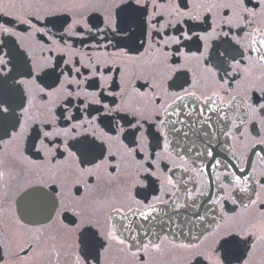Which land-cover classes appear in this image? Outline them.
<instances>
[{
  "label": "flooded vegetation",
  "instance_id": "obj_1",
  "mask_svg": "<svg viewBox=\"0 0 264 264\" xmlns=\"http://www.w3.org/2000/svg\"><path fill=\"white\" fill-rule=\"evenodd\" d=\"M0 27V264H264L261 0H0Z\"/></svg>",
  "mask_w": 264,
  "mask_h": 264
},
{
  "label": "snow or ice",
  "instance_id": "obj_2",
  "mask_svg": "<svg viewBox=\"0 0 264 264\" xmlns=\"http://www.w3.org/2000/svg\"><path fill=\"white\" fill-rule=\"evenodd\" d=\"M241 3H242V0H241ZM261 5L264 6V0H261ZM212 6L214 7L215 5H212ZM184 14H186V13H181V15H184ZM253 14H254V13H253ZM25 22H27V21H25ZM0 30H2V31H4V32H8V31H9V29H7V28H2V27H0ZM188 38H190V37H187V36L185 37V39H188ZM175 42H176V43H179V40H176ZM261 43H262V45H264V41H262ZM253 51H255V49H253ZM261 59L264 60V56H262ZM4 63H5L4 60H3V59H0V65H2V64H4ZM77 71H79V69H77ZM41 91H43V89H41ZM97 103H99V101H97ZM261 107H264V105H262ZM50 135H51V134H50L48 131H44V136H45V137H49ZM70 155H71V153H70ZM253 203H255V201H253ZM117 211L119 212V209H117ZM38 231H39V230H38ZM112 239H116V237L113 236ZM119 243H120V244H123L124 241H123V240H120ZM144 247L147 248L148 245H145ZM153 247L158 248L159 246H158V245H154ZM193 247H194V246H193ZM249 255H251V253H249ZM0 259H2V257H0ZM245 264H247V262H245Z\"/></svg>",
  "mask_w": 264,
  "mask_h": 264
},
{
  "label": "water",
  "instance_id": "obj_3",
  "mask_svg": "<svg viewBox=\"0 0 264 264\" xmlns=\"http://www.w3.org/2000/svg\"><path fill=\"white\" fill-rule=\"evenodd\" d=\"M118 16H119V13H118Z\"/></svg>",
  "mask_w": 264,
  "mask_h": 264
}]
</instances>
